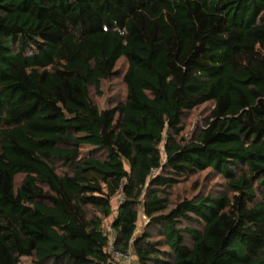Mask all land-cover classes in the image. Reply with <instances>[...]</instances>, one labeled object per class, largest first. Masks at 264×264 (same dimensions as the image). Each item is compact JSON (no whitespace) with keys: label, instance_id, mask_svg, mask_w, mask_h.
<instances>
[{"label":"trees","instance_id":"1","mask_svg":"<svg viewBox=\"0 0 264 264\" xmlns=\"http://www.w3.org/2000/svg\"><path fill=\"white\" fill-rule=\"evenodd\" d=\"M117 194L136 264H264V0H0V264H117Z\"/></svg>","mask_w":264,"mask_h":264},{"label":"rangeland","instance_id":"2","mask_svg":"<svg viewBox=\"0 0 264 264\" xmlns=\"http://www.w3.org/2000/svg\"><path fill=\"white\" fill-rule=\"evenodd\" d=\"M125 69L126 62L121 59L117 63L114 74L108 80L102 81L98 90H96L93 85L89 86L90 98L99 109L110 108L116 103L124 101L126 88L122 81V76ZM210 109L211 105L207 103L192 111L184 113L182 124L184 127L183 134L186 138H189L197 128H201L204 125ZM222 185L223 180L220 176L204 171L199 173L196 177H192L188 182L177 185L173 196L179 198L183 196L191 197L203 190L218 191L222 189ZM121 198V194H117L111 199L112 215L103 222L104 230L111 238L113 234L110 225L116 214ZM145 224V217L139 212V218L136 224L137 230H141ZM20 264H33V259L31 257H22Z\"/></svg>","mask_w":264,"mask_h":264},{"label":"built area","instance_id":"3","mask_svg":"<svg viewBox=\"0 0 264 264\" xmlns=\"http://www.w3.org/2000/svg\"><path fill=\"white\" fill-rule=\"evenodd\" d=\"M104 235L108 239V251L117 264H136L135 257L131 250H116L113 246V237L111 238L107 232H105Z\"/></svg>","mask_w":264,"mask_h":264}]
</instances>
